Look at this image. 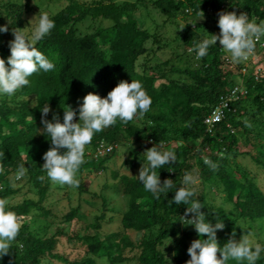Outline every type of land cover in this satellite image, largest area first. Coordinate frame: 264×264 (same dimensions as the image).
I'll return each instance as SVG.
<instances>
[{
	"label": "trees",
	"instance_id": "16d2710c",
	"mask_svg": "<svg viewBox=\"0 0 264 264\" xmlns=\"http://www.w3.org/2000/svg\"><path fill=\"white\" fill-rule=\"evenodd\" d=\"M60 1L0 0V25L9 29L0 32V57L7 62L11 54L13 29L30 35L40 15L47 13L55 27L35 46L56 64L53 71L33 74L15 95L0 97V151L5 153L0 160V198L8 199L22 225L0 264H186L191 243L201 238L193 225L183 223L194 214L174 202L175 189L156 198L138 179L143 154L157 144L177 155V162L158 170L161 182L171 179L178 190L185 173L198 180L201 211L213 225L225 224L217 230L221 247L233 233L236 240L242 238L241 223L264 243V189L239 161L251 155L264 169V53L246 68L244 62L232 63L219 40L200 60L193 51L203 36L220 34L221 11L264 22V0ZM178 24L186 25L178 29ZM169 25L175 29L176 51L162 61L158 53L165 45L159 29ZM258 45L249 60L260 52ZM132 79L141 81L151 97L150 111L126 124L117 120L94 135L77 173L78 186L50 181L42 169L44 154L52 147L41 123L42 108L48 104L51 109L47 120L56 113L63 122L64 107L70 105L77 110L78 122L79 106L88 93L104 98L120 81ZM119 157L123 169L111 166ZM205 157L216 167L206 165ZM20 163L27 167V176L16 181ZM87 170L107 174L104 188L124 196L126 207L112 206L105 193L91 191L82 176ZM25 188L32 195L12 203ZM55 188L92 193L101 199L100 211L87 221L79 199L59 215L49 206ZM116 218L121 230L105 232V222ZM63 240L81 242L85 255L71 260L60 252ZM257 264H264V255Z\"/></svg>",
	"mask_w": 264,
	"mask_h": 264
},
{
	"label": "clouds",
	"instance_id": "9594fccd",
	"mask_svg": "<svg viewBox=\"0 0 264 264\" xmlns=\"http://www.w3.org/2000/svg\"><path fill=\"white\" fill-rule=\"evenodd\" d=\"M203 16L204 13L200 11L199 19ZM185 25L178 24L176 27L183 29ZM218 26L219 35H205L194 44L193 51L197 60L207 56L210 47L216 46L219 40L232 63L240 64L253 55L257 42L264 38V22L250 20L245 13L237 15L235 11H221ZM54 27V19L44 13L40 15L30 35L13 29L15 38L9 42L11 54L7 62L0 57V97L15 95L18 90L29 85V78L33 74L55 69V61L35 46L38 41L49 35ZM8 30L7 25H0V32ZM258 46L262 55L264 49L260 47V43ZM151 105L152 99L142 82L132 79L131 83L120 81L104 98L95 93H88L79 106L78 122L74 121L77 110L70 105L66 104L64 107L63 122L56 113L53 114L52 121L47 120L45 117L51 109L48 104L44 106L41 123L52 144L43 157L45 163L42 169L47 178L60 185L78 186L77 173L84 163L86 146L92 142L94 135L113 126L117 120L126 124L134 118H143L150 111ZM143 155L145 159L138 179L145 191L159 198L161 194L175 189L174 202L177 205H187L186 214H194L190 219H183V223L193 225L201 238L191 243L188 249L191 259L186 264H230L231 261L236 264H257L264 255V243L257 241L255 234L243 223L240 224V228L244 230L242 238L236 240L233 233V237L221 247L217 230L224 229L225 224L217 221L213 225L201 211L204 206L197 199L195 187L198 181L191 173H185L178 190L171 179L161 182L158 170L177 162L174 150H165L163 145L157 144L147 149ZM3 159L5 153L0 151V160ZM204 163L216 167L207 157L204 158ZM27 171L25 164L20 163L15 172V180L24 179ZM21 227L20 219L9 206L8 199L0 198V257L10 252L11 244L17 238Z\"/></svg>",
	"mask_w": 264,
	"mask_h": 264
},
{
	"label": "rangeland",
	"instance_id": "374dc122",
	"mask_svg": "<svg viewBox=\"0 0 264 264\" xmlns=\"http://www.w3.org/2000/svg\"><path fill=\"white\" fill-rule=\"evenodd\" d=\"M36 1L39 2V4L49 3L48 0H36ZM64 3H66L65 0L60 1V4H64ZM58 4H59V2H58ZM142 12H143V10H142ZM143 13H145L146 16L148 15V13L146 11H144ZM31 17H32L31 19H33V22H34L36 20V18L33 15ZM147 19H148V22L151 24L152 19H149V17ZM88 25H89V23L86 22L84 27L86 28V27H88ZM159 32L162 34L161 40H162V44L165 45V47H163L161 50H159L158 56H159V58H161L162 61H164L165 59L174 57L173 53L176 51V47H175V43L172 41V39H173L172 36L175 32V29H174L173 25H169L165 29L164 28L162 30L159 29ZM260 59H261V53H258L255 56H253L252 60L248 59L243 64L247 68L250 65V62L260 60ZM260 67H261V65H260ZM243 71H244V73L248 72V70L245 68ZM238 81H242V80H238ZM160 82L161 81H158L157 84ZM249 149H251L252 151H254L256 153V149H254L252 146H250ZM239 161L241 162V164L245 168H248L249 170L252 171V174H254L258 178V181L260 182V186L264 189V169L257 162H255L252 159L251 155H245V156L241 157L239 159ZM111 166L122 168L123 167L122 166V158L119 157V158L113 160ZM140 170H138L139 171L138 174L140 173ZM89 171L90 170L85 171L84 174L82 175L84 177V180L87 183L88 188L93 192L105 193V195L107 197L111 198L112 206L119 207L120 209L125 208L127 205V201L125 200L124 196H119V198H118V196L113 195V193H115L116 190L113 189L111 191V190H106L104 188V184L106 182L107 174H105L103 172L97 173V172H89ZM60 190L55 188L52 191L51 196L49 198V206H51V208H53V211H55L59 215H62L67 210H69L71 204L77 205L78 201L80 199L82 201L81 203H82L84 210H85V215H86L85 219L89 222L93 221L94 214L97 213L98 211H100V207H101V199L100 198H93L94 197L93 194L89 193V192L80 193L76 190H69V189L68 190L60 189ZM26 195H32V193H30V192L27 193V188H25L23 194H21L20 196H18L16 198H13L11 200V202L12 203L19 202V201L23 200ZM215 197L216 198L214 199V201H219L217 198H219L220 196L218 195ZM222 203L224 205H228V209L232 208V205L230 203L226 204L224 202H221V204ZM121 226H122V223L119 221V218L118 219L116 218V219H114V221H106L105 225H104V230H105V232L109 233V232H113V231H116L119 229L121 230ZM262 238L264 239V236H262ZM255 239L260 242L258 236H256ZM60 252L68 255V257L71 260H75V259H79L85 255L86 247H84V245L81 242L68 244V243H66V240H63V242L61 243V246H60ZM135 263H134V261H132V263H130V264H135ZM62 264H64V263H62ZM107 264H109V263L107 262Z\"/></svg>",
	"mask_w": 264,
	"mask_h": 264
},
{
	"label": "built area",
	"instance_id": "2783aa9c",
	"mask_svg": "<svg viewBox=\"0 0 264 264\" xmlns=\"http://www.w3.org/2000/svg\"><path fill=\"white\" fill-rule=\"evenodd\" d=\"M257 43H260V47H262L264 49V39L263 38L259 42H257ZM238 90H239L238 88H235L233 92L234 93H237ZM212 120H214V119H208L209 122L212 121Z\"/></svg>",
	"mask_w": 264,
	"mask_h": 264
}]
</instances>
